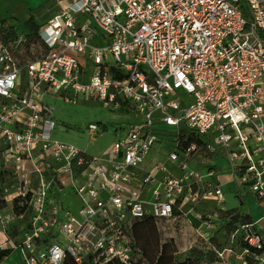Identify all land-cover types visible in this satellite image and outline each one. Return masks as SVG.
<instances>
[{
	"label": "built area",
	"instance_id": "obj_1",
	"mask_svg": "<svg viewBox=\"0 0 264 264\" xmlns=\"http://www.w3.org/2000/svg\"><path fill=\"white\" fill-rule=\"evenodd\" d=\"M53 2L38 29L40 57L21 61L24 35L0 41V224L7 233L25 222L22 240L1 251H17L23 264H134L132 224L146 216L191 215L208 241L217 214L203 218L188 206L221 204L224 193L217 170L189 167L197 153L223 155L264 210V156L254 159L264 154V0ZM48 94L125 104L143 120L104 156L90 157L52 138ZM161 125L174 128L166 161L177 176L164 163L143 167ZM182 129L203 143L181 147ZM53 186L78 198L76 216L52 203ZM260 222L264 215L241 228L240 252L230 246L217 258L264 264Z\"/></svg>",
	"mask_w": 264,
	"mask_h": 264
},
{
	"label": "rangeland",
	"instance_id": "obj_2",
	"mask_svg": "<svg viewBox=\"0 0 264 264\" xmlns=\"http://www.w3.org/2000/svg\"><path fill=\"white\" fill-rule=\"evenodd\" d=\"M54 11L55 5L52 0H0V28L3 30L12 28L16 34L25 35L27 31L24 29L23 24L29 17H32L37 25H40ZM36 47L32 46L30 48L29 55L26 48L23 47L21 61L30 60L31 56L34 58L40 57L42 50L39 46ZM70 99V101H65L60 96L53 94H48L44 98L45 103L52 109V117L56 124L52 132V138L69 143L90 157L104 156L114 142L125 136L126 130L131 125L138 124L143 120L141 114L130 111L123 104L116 108L82 96H70ZM90 124L97 127V133L94 135L87 131ZM159 127L163 132L158 133L159 141L154 145L151 154L156 157V162L164 163L169 170L171 166L166 160L169 153L174 149V128L163 125ZM195 156L196 159L201 161L190 162L189 167L196 170L200 175L205 174L207 167L216 168L218 171L229 170L228 163L223 155L206 159L204 158L207 156L205 154L197 153ZM262 156L264 154L258 153L254 159L256 160ZM223 193V203L221 204H217L215 201H201L194 206H188V208L193 207L195 212L204 216H214V213L219 212L218 210H225L219 220L223 226L219 229L212 243L217 248H228L232 246L233 242H236L237 247L234 246V250L240 252V247H242L241 236H235L234 239H231L227 223L231 222L229 224H232L233 228H237L238 223H232L235 210L239 208L242 213H248V209L251 208V213L258 215V205L255 203L254 195L248 190V187L238 185L236 180L228 182L223 187ZM239 196L243 197L245 204H241L238 199ZM51 200L52 203L61 200V203L66 205L75 216L80 208L78 198L72 195L68 188H62V192L57 193L56 188L53 186ZM229 217L231 218L229 219ZM24 223L22 222V224ZM197 229L198 224L196 222H190L185 218L178 222H165L160 230L154 226L155 232L149 234L150 239L135 240L136 238H134L136 248L140 252L139 259L134 264H149L148 259L155 261L164 245L174 248L173 262L175 264L186 261L189 256H199L196 261L197 264H242V261L233 258H231V261L217 262L213 260L212 256L208 255L203 258L201 253L191 251L193 246L204 250V244H200L197 239ZM258 229L260 231L261 229L264 230V222L258 224ZM142 251L145 252L146 257H143ZM10 252L13 251L10 250Z\"/></svg>",
	"mask_w": 264,
	"mask_h": 264
},
{
	"label": "trees",
	"instance_id": "obj_3",
	"mask_svg": "<svg viewBox=\"0 0 264 264\" xmlns=\"http://www.w3.org/2000/svg\"><path fill=\"white\" fill-rule=\"evenodd\" d=\"M40 25H37L34 22L32 17H29L23 24L24 29L27 31V33L24 35L26 37V40H27L24 47L28 51V53H27L28 55L30 53L29 50L32 46L33 47H36V46L40 47V45L38 44L39 41H38V35H37ZM18 36H19V34H16L12 28H9L8 30H3L2 28H0V41L5 45L12 43L14 40L17 39ZM41 50H42V52H44L43 49H41ZM34 59L35 58L33 56L30 57V60H34ZM123 105H125V104H123ZM178 137H179L178 140L180 142L181 147H187L192 143H196V144H202L203 143V141L200 138L194 136L193 134L188 133L186 130H183V129L180 131V134ZM179 203H180V200H178L176 202L175 206L173 207V215L176 217V219L181 217V213L177 211V207H178ZM4 206H5L4 204H1L0 208H3ZM13 211L16 214H19V212L17 210L15 211V209H13ZM218 211L219 212L216 213L218 222L216 223L215 230L213 231L212 236L209 238V240L204 241L200 238H197L199 240L200 244L201 243L204 244L203 245L204 250L198 249L197 246H193L194 248L191 247L192 250L191 249L190 250L191 251L194 250V251H197L198 253H201L202 254L201 257H203V258H206L209 255V256H212L213 260H215L217 262H219V261L221 262V260L219 258H217L216 252L222 251L224 248H217L212 243L213 239L216 237L219 229H221L223 226L219 220H220L221 214L225 213V210H218ZM202 217L204 218L205 216L202 215ZM231 217H229V219ZM234 222L238 223L239 226L237 228H233L231 226L232 224H229L231 222L227 223V228L231 233V237L233 236V239L235 238V236H237V237L241 236V234H239V232H241V228L243 226L254 223V221L252 220V218L249 214H241L238 212V210H235V212H234L232 223H234ZM164 224H165V220H157L155 218L148 217V216H146L140 220L134 221L132 224V232H133L134 238H136L135 240L144 239V238L150 239L149 234H154V232H155L154 226H156V228L160 230V227H162ZM151 231H152V233H151ZM236 245H237L236 242L232 243L233 248ZM135 247H136V245H135ZM240 249H241V247H240ZM141 253H142L143 257H146L144 251H142ZM9 254H10V250L0 251V262L5 257H7ZM173 254H174V248H172V246L164 245V246H162L161 252L159 253V256L156 257L155 261L148 259V263L149 264H175L173 262ZM197 258H199V256H197V257L189 256L186 261L181 262V263H177V264H197L196 263ZM247 262L249 264H253L250 261H247ZM67 264H74V263L72 261L68 260ZM85 264H89V262H85Z\"/></svg>",
	"mask_w": 264,
	"mask_h": 264
},
{
	"label": "crops",
	"instance_id": "obj_4",
	"mask_svg": "<svg viewBox=\"0 0 264 264\" xmlns=\"http://www.w3.org/2000/svg\"><path fill=\"white\" fill-rule=\"evenodd\" d=\"M52 3H54L53 0H52ZM195 161H201V160L195 159ZM155 163H157L156 162V157L150 153L146 157V160L144 162L143 167L145 169H149ZM170 166H171V168L169 169V171L174 176H177L178 175V172H177L175 166L173 164H171V163H170ZM207 169H215V170H217L216 171L217 172V179H218L219 183L221 184L222 190H223V187L228 182H230V181L234 182L235 181L234 177L232 176V174H231V172L229 170H226V171H218V169L213 168V167H207ZM238 199L241 201V204H245V200L243 199V197L239 196ZM255 203L258 205V212H259L258 215L252 214L251 213V208L248 209V213H242L239 208H238V212L241 213V214H249L251 216L252 220H254V222L255 221H258L262 217V215H264V210H262V208L260 207V205L258 204V202L256 201V199H255ZM188 218H189V220L191 222H196L198 224L197 232H200V231L203 232V231H205L204 228L201 227L200 224L197 221H195L191 215H189ZM22 227H23L22 226V223L17 220L16 221V224L13 225L12 230L9 231V232H7V233H5L4 230H3V228H2V226H1V224H0V251H1V247L6 242H8V241L9 242H16V241L17 242H20L22 240ZM260 232L262 234V237H264V230L261 229ZM0 264H23V263H22V259H21L20 254L17 251H13V252H10V254L7 257H5L0 262Z\"/></svg>",
	"mask_w": 264,
	"mask_h": 264
}]
</instances>
